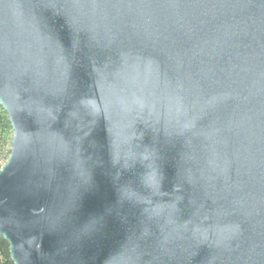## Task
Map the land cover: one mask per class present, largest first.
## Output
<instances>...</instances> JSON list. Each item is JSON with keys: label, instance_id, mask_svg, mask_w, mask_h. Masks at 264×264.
I'll use <instances>...</instances> for the list:
<instances>
[{"label": "water", "instance_id": "water-1", "mask_svg": "<svg viewBox=\"0 0 264 264\" xmlns=\"http://www.w3.org/2000/svg\"><path fill=\"white\" fill-rule=\"evenodd\" d=\"M0 106L13 264H264V0H0Z\"/></svg>", "mask_w": 264, "mask_h": 264}, {"label": "trees", "instance_id": "trees-1", "mask_svg": "<svg viewBox=\"0 0 264 264\" xmlns=\"http://www.w3.org/2000/svg\"><path fill=\"white\" fill-rule=\"evenodd\" d=\"M12 129L7 114L0 106V160L6 159L10 153ZM0 264H13L9 255V245L0 236Z\"/></svg>", "mask_w": 264, "mask_h": 264}, {"label": "rangeland", "instance_id": "rangeland-1", "mask_svg": "<svg viewBox=\"0 0 264 264\" xmlns=\"http://www.w3.org/2000/svg\"><path fill=\"white\" fill-rule=\"evenodd\" d=\"M10 154V153H9ZM9 156V155H8ZM8 158V157H7ZM7 158L1 159L0 160V168L3 166V164L6 162Z\"/></svg>", "mask_w": 264, "mask_h": 264}]
</instances>
